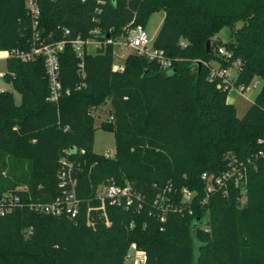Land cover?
Segmentation results:
<instances>
[{"label":"trees","instance_id":"1","mask_svg":"<svg viewBox=\"0 0 264 264\" xmlns=\"http://www.w3.org/2000/svg\"><path fill=\"white\" fill-rule=\"evenodd\" d=\"M38 2L35 25L27 0H0V50L10 51L4 79L21 95L18 103L13 90L0 92V192L21 183L32 198L53 200L61 193L60 160L67 148H77L70 159L81 213L72 219L21 208L0 216V264H126L132 243L146 251V264H264V0ZM160 10L165 15L154 46L164 50L170 68L132 52L117 71L116 46L108 43L84 55L82 76L67 42L58 102L48 100L44 56L24 60L15 53L31 52L37 32L47 42L78 35L117 39ZM226 26L231 36L224 41L217 35ZM220 46L232 56L219 53ZM237 60L238 74L227 88L222 78H211L215 62L229 68ZM256 78L262 88L240 117L229 90H246ZM107 102L110 118L101 127L115 134L114 157L94 150L92 110ZM231 160L246 163L244 204L233 183L227 195L206 192L203 173L221 174ZM108 181L132 183L144 206H109L111 224L91 226L88 208L99 203L97 186ZM184 187L194 191L193 201L162 221L157 195L167 190L181 204Z\"/></svg>","mask_w":264,"mask_h":264},{"label":"built area","instance_id":"2","mask_svg":"<svg viewBox=\"0 0 264 264\" xmlns=\"http://www.w3.org/2000/svg\"><path fill=\"white\" fill-rule=\"evenodd\" d=\"M39 0H27V8L29 13L35 19V25L40 15ZM65 35L70 36V29L66 28ZM94 34L100 33L98 29L92 31ZM36 41L33 49L29 53L15 51L24 60L31 59L36 55H42L45 59V66L47 74L50 80V94L48 100L52 102H58L64 92V87L61 80V61L60 53L65 49L67 42H69L75 50L77 57L80 59L79 73L85 76L83 58L87 52H96L104 45L113 43L115 46L121 48H131L133 52L139 54H145L148 57L156 58L163 66L168 69L172 66V62L166 57L165 52L161 48L154 46V39L148 34L146 27L142 24H137L132 27L127 34L114 39L110 36L104 40H100L96 37L84 38L81 35L76 37L64 38L61 40L47 42L44 39L41 40L39 32L36 33ZM9 55H10V51ZM218 52L226 55L228 58L232 56V53L227 51L224 46L218 47ZM240 61L235 62L234 67H221L215 66L211 72V78H222L223 82L220 86L224 85L227 88L236 79V76H232V71L235 69L238 74ZM114 69L117 71H123L125 69V60H118L116 58L115 49V62ZM235 88V87H232ZM237 88V87H236ZM243 87H239L242 91H247ZM4 89L0 88V92ZM69 92V90H67ZM264 143V137L259 139ZM75 149L67 148L65 155L60 160V169L58 171V185L61 188V193L51 201H42L40 198H32L29 192V187L24 185H17L14 188L7 189L0 192V216L12 213L17 209L29 208L41 213L53 214V215H67L74 219L81 213L82 200L77 193L78 178L76 175L75 161L70 159V155ZM84 151V150H82ZM262 153V152H261ZM107 156L114 157L115 153L107 152ZM229 167L221 174L215 175L210 173H203L202 177L206 183V192L210 194L215 190L222 189L224 194L229 193L230 183L241 189L243 201L247 196V173L245 161H229ZM168 191L172 190V187H168ZM160 193L154 200V206H158L161 210L160 218L162 221L167 219V212L171 209L183 211V204L191 203L194 199V191L188 187H184L181 191V204H176L173 198L168 194ZM95 199L99 201L97 205H91L87 211V223L91 226H96L98 220H102L106 225H110L112 220L110 218L109 206L121 207L125 210L134 209L140 211L144 206L145 196L130 182L124 185L118 184L114 181L103 182L97 186ZM203 203L207 202L205 198ZM193 212V208L190 209ZM127 262L132 264H146L147 253L144 249L139 248L136 243H132L126 256Z\"/></svg>","mask_w":264,"mask_h":264},{"label":"rangeland","instance_id":"3","mask_svg":"<svg viewBox=\"0 0 264 264\" xmlns=\"http://www.w3.org/2000/svg\"><path fill=\"white\" fill-rule=\"evenodd\" d=\"M164 11H155L153 12L147 23H146V30L150 37L155 39L157 36L158 30L163 22L164 19ZM231 36V28L229 26L224 27L217 37L221 38L222 40H228ZM132 49L128 47H116V58L118 60H125L127 56L132 53ZM218 64L215 62L214 66H217ZM232 76L237 75V71L234 69L232 71ZM4 82L6 88L8 90H13L16 95L17 102L19 103L21 101V95L19 92L15 91L13 89V86L7 82L6 80H3L2 77H0V83ZM263 81L258 78L255 79L251 85L250 88L247 91H242L239 89V87L231 88L228 93V100L232 103H234L237 107V113L241 117L245 114L248 107L255 101V98L259 91L262 88ZM110 102L104 103L103 105L99 106L98 108H94L92 110L93 115L95 116V123H96V132H95V141H94V150L97 153L106 154L108 151L111 153L116 152V141H115V134L114 132L110 130H106L101 127V123L103 121H106L110 118ZM7 171L4 172V175H6ZM209 173V172H207ZM212 174V173H210ZM18 185H24V184H18ZM224 192V190H223ZM208 195V194H207ZM207 198V197H205ZM243 199V198H242ZM245 200V199H244ZM244 204V201L241 202ZM207 230L210 229L209 226H206ZM126 264H132V262H126Z\"/></svg>","mask_w":264,"mask_h":264},{"label":"crops","instance_id":"4","mask_svg":"<svg viewBox=\"0 0 264 264\" xmlns=\"http://www.w3.org/2000/svg\"><path fill=\"white\" fill-rule=\"evenodd\" d=\"M164 20V19H163ZM163 23V22H162ZM162 25V24H161ZM161 27V26H160ZM160 29V28H159ZM159 31V30H158ZM9 56L8 50H0V77L4 79V74L7 71V58ZM258 79V78H256ZM5 83L2 81L0 83V88L7 90L6 86L4 85ZM16 96V95H15ZM230 102V101H229Z\"/></svg>","mask_w":264,"mask_h":264},{"label":"water","instance_id":"5","mask_svg":"<svg viewBox=\"0 0 264 264\" xmlns=\"http://www.w3.org/2000/svg\"><path fill=\"white\" fill-rule=\"evenodd\" d=\"M108 36V35H107ZM210 46H211V41L210 40H208L207 41V50L209 51L210 50ZM201 65H202V63L201 62H199V66L201 67ZM74 148V147H73ZM75 149V148H74Z\"/></svg>","mask_w":264,"mask_h":264}]
</instances>
